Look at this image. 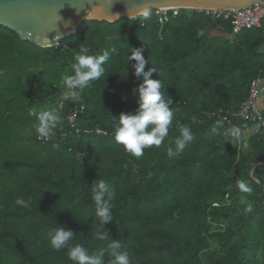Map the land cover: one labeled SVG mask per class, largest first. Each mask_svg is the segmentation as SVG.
Listing matches in <instances>:
<instances>
[{
  "label": "trees",
  "instance_id": "1",
  "mask_svg": "<svg viewBox=\"0 0 264 264\" xmlns=\"http://www.w3.org/2000/svg\"><path fill=\"white\" fill-rule=\"evenodd\" d=\"M262 28L232 34L229 20L190 10L160 25L150 10L147 19L83 22L42 49L0 26V264H73L67 247L50 245L55 227L73 232L69 244L90 254L119 241L131 264H264V136L223 135L241 126L236 115L250 83L264 78ZM81 47L109 51L105 73L66 96L63 78ZM137 49L173 101L169 135L139 157L115 141L112 119L138 106L142 77L128 60ZM41 110L59 117L46 142L37 139ZM181 127L193 139L177 152ZM99 181L111 188L106 224L92 199Z\"/></svg>",
  "mask_w": 264,
  "mask_h": 264
},
{
  "label": "clouds",
  "instance_id": "2",
  "mask_svg": "<svg viewBox=\"0 0 264 264\" xmlns=\"http://www.w3.org/2000/svg\"><path fill=\"white\" fill-rule=\"evenodd\" d=\"M140 15L145 19L150 17V10L144 7L140 10ZM112 51H115L114 49ZM86 47H81L79 53L75 56V63L72 65V75H66L63 82L67 91L65 95L73 94V90L84 88L91 81L98 80L104 75V64L109 59V51L104 50L100 55H89ZM132 62L134 75L142 77V83L137 87L138 106L132 112L121 113L118 117L112 118L115 122V141L122 145L124 149L136 156H142L147 147H159L169 135V127L172 124L173 111L171 105L173 101L165 97L161 91V81L152 79L155 67H149L145 71V66L149 65L142 51L133 50L128 58ZM126 75V74H125ZM38 124L36 132L41 138H51L54 135V129L57 127L59 117L54 110H41L37 113ZM223 135L230 137L237 142H243L244 132L238 126L227 129ZM193 139L191 130L188 127L180 128V136L175 139V151L184 149L187 142ZM169 156L174 155L173 147L167 148ZM239 189L248 193L251 191L249 185L243 181H238ZM92 199L97 208L95 215L99 220L106 224L112 219L111 214V188L104 181H99L92 189ZM17 204H23L22 199L16 201ZM247 212L252 211L249 205ZM74 237L73 232L65 230L63 227H55L49 233V242L53 249L59 251L67 247V256L73 264H105L106 254L110 257L108 264H131L129 253L122 250L119 241H112L109 244L107 252L99 250L95 254H90L82 244L70 245ZM101 240L107 239V233L99 237Z\"/></svg>",
  "mask_w": 264,
  "mask_h": 264
},
{
  "label": "water",
  "instance_id": "3",
  "mask_svg": "<svg viewBox=\"0 0 264 264\" xmlns=\"http://www.w3.org/2000/svg\"><path fill=\"white\" fill-rule=\"evenodd\" d=\"M264 0H0V26L21 41L53 48L75 35L83 22L113 24L140 10L238 11Z\"/></svg>",
  "mask_w": 264,
  "mask_h": 264
},
{
  "label": "built area",
  "instance_id": "4",
  "mask_svg": "<svg viewBox=\"0 0 264 264\" xmlns=\"http://www.w3.org/2000/svg\"><path fill=\"white\" fill-rule=\"evenodd\" d=\"M179 10H154L157 21L160 25L168 20V14L177 16ZM204 12L212 21L224 20L230 21L232 34H237L241 30L260 29L264 25V4L255 3L247 8L238 11H198ZM264 37V28L261 29ZM264 95V78L256 77L250 83L248 96L240 105L237 112V119L242 122L240 128L246 130V134L254 135L262 133L264 136V116L258 105V100ZM82 109V108H81ZM78 109H74L69 113L67 119L71 127H74L75 115ZM222 111H219V114ZM222 120L227 121V117L223 116ZM39 141L46 142L49 138H41L38 134Z\"/></svg>",
  "mask_w": 264,
  "mask_h": 264
},
{
  "label": "crops",
  "instance_id": "5",
  "mask_svg": "<svg viewBox=\"0 0 264 264\" xmlns=\"http://www.w3.org/2000/svg\"><path fill=\"white\" fill-rule=\"evenodd\" d=\"M258 105L262 110H264V95L259 98Z\"/></svg>",
  "mask_w": 264,
  "mask_h": 264
},
{
  "label": "rangeland",
  "instance_id": "6",
  "mask_svg": "<svg viewBox=\"0 0 264 264\" xmlns=\"http://www.w3.org/2000/svg\"><path fill=\"white\" fill-rule=\"evenodd\" d=\"M207 31H208L210 34L214 35V36H216V35H220L218 32H216L215 30H213L211 27H208V28H207Z\"/></svg>",
  "mask_w": 264,
  "mask_h": 264
}]
</instances>
